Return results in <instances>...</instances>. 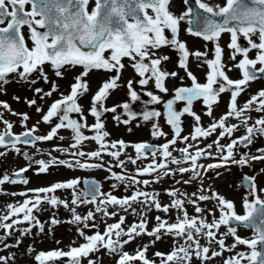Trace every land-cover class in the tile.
I'll return each instance as SVG.
<instances>
[{
	"label": "snow or ice",
	"instance_id": "1",
	"mask_svg": "<svg viewBox=\"0 0 264 264\" xmlns=\"http://www.w3.org/2000/svg\"><path fill=\"white\" fill-rule=\"evenodd\" d=\"M91 0H0V91L3 86L9 83L8 77L12 74L22 82L30 85L38 83L40 79L45 84L51 83V88L45 91L41 87L34 89V93L43 100L51 97L59 90V85L55 81H50L45 65H50L54 75L63 78L64 70L68 68L80 67L83 69L74 79L75 82L70 86L67 95L61 93L60 98L54 100L48 107L47 112L41 116V120L31 128L27 127L26 122L30 119L27 113H17L11 109L7 101H0V107L9 111L14 116H19L22 126L25 128L20 134L12 132L13 124L3 119L0 112V123H3L5 130L0 132V147L9 149L20 154L18 145L36 147L37 142L51 141L53 139L63 140L59 136L61 129L69 130L72 134V143L67 148L56 146L53 151H59L73 157L71 160L51 157L45 161L36 160L38 165L36 174L47 173L52 166H65L68 168H105L102 162L103 156L112 157L122 170L126 163L136 164L140 159H146L151 153L152 162L143 168L136 169L135 175L116 173L112 171V165L107 166L110 172L109 179H115L127 189L133 185L148 186L150 183H159L165 176H175L179 173H191L189 179L176 181V183L191 184L194 180H200L201 184L197 192L191 196L181 193L178 189H168L166 194L172 197L171 203L162 205L159 202V193L142 191L137 188L131 196L118 198L111 193H102L100 185L92 181L88 191L77 193L76 186L80 183L79 179H72L65 182H56L48 187L28 189L18 193L27 197L23 203L8 204L6 212L0 213V229L4 230L5 235L0 237L3 241L11 235L13 230L20 234L28 235L33 228L38 227L42 233L45 231L44 223L34 215L42 209L44 203L52 207L63 205L72 213L71 219L66 221L77 225V235L84 240V243L77 247L69 246L68 251L62 249L41 251L35 256L37 264H56L61 258H68V264H82V260L88 258V264H102V257L90 258L92 254L105 250L109 255L116 254L119 258L116 264H131L133 261H141L142 264H154L147 256L148 245H144L136 251L135 255L123 251L126 244L136 237L148 235L161 239V233L171 235L175 238L183 239L184 243L174 247L170 253L156 252L157 257H161V264H192L193 259L200 261V264H207L208 261L217 257H222L225 252H232L238 245H244L249 252H236L223 260V264H264V199L260 193H264V188H259L256 183V176H243V182L249 191L243 197L242 204L244 214H238L234 201L225 198L218 192L211 189V186L204 188L203 178L207 172L215 171L220 168H229L236 165L240 168L251 167L253 162H264V148H258L257 154L237 152L239 147L250 148L255 138L264 137V115L255 119L249 124L251 116L246 115L250 111L264 113V89L259 90L255 95L244 103L238 105V97L246 90L250 82L264 75V0H226L223 6L215 7L196 0L199 9L203 14L196 13L195 20L189 23L196 24V30L192 27L187 29L193 36L201 37L204 41H211L215 44L214 59H204L203 63L208 65L210 71L206 75V83H199L196 76L188 69L190 57L201 60L207 57V52L199 50L190 51L186 42L179 39L181 22L190 17L193 10L180 15L170 11L171 0H95V6L89 8ZM185 4L188 0H183ZM221 18V19H215ZM28 29V40L31 41L29 47L25 39L23 29ZM170 32L169 38L165 33ZM224 33L230 34L228 48L231 50L230 59L235 61L237 56L242 58L233 67L241 72L240 79H231L225 69L231 71L223 62V48L219 40ZM241 37L246 41L247 46H242L239 42ZM256 37L257 39H253ZM258 40V42H257ZM171 47L179 53L178 67L184 69L188 78L191 80L190 87H177L174 89L172 99L163 102L164 111L145 108L144 111L137 113L132 110V104L140 101L141 95L134 87L138 83L142 88L154 84L155 89L161 93H167L165 81L169 77L176 78L178 73L175 71L164 70L161 65L170 59L167 55H159V49ZM256 50L255 58H250L249 53ZM129 61V66L139 77L138 81L129 79L126 87L128 90L129 101L112 107L106 106V101L111 92L120 88L119 83L123 70L126 68L124 60ZM259 65V67H257ZM92 71H105L114 73L106 81H103L98 90L93 94L91 105L88 110L95 122L91 125L87 123L84 109L79 103V99L89 92L90 87L85 79ZM36 75L37 78L32 77ZM183 79V78H181ZM229 92L230 100L228 110L218 119L213 117V106L219 103L221 94ZM150 99L145 104H161V96L152 91L144 93ZM13 99L20 102L19 96ZM202 100L206 112L205 115L213 117L212 122L204 127L201 124V116L193 111V103ZM185 102L181 110L174 106L177 102ZM28 107L36 106L37 113H42L43 109L37 104L36 99H24ZM255 106V107H254ZM123 110L122 119L117 109ZM105 113H113V119L119 125L130 124L138 118L144 122L157 120L163 116L166 123L170 126L173 138L166 143L154 146L146 142L129 145L124 140L109 141L107 138L110 133L105 130V123L102 116ZM72 114H77L79 119L73 118ZM191 116L194 120L193 130L188 135H182L183 120L185 116ZM234 118L239 121L237 124H228L227 121ZM56 119L58 122L50 128L45 135H36L37 125L41 122L52 124ZM139 126V125H137ZM243 126L245 134L231 139L225 145L220 141L225 137H232V134ZM91 131L92 135H85L84 130ZM219 130V131H218ZM131 131V129H129ZM217 138L206 147L201 148L192 142L201 138L207 139L217 133ZM152 136L154 138L166 137L158 123L152 125ZM86 141H94L98 148L91 152L82 150ZM178 142L183 143V148L175 149L181 153L179 158L173 156L170 151ZM133 147L136 157H128V160H121L120 156L127 147ZM215 146L218 155H214L211 149ZM75 149V151H71ZM194 149V151H190ZM37 151H42L37 149ZM159 154L160 161L156 157ZM7 155V152H0V156ZM29 164L19 170L4 173L0 176V186L5 183L27 185L29 180L26 173L32 166L33 158L27 152L23 153ZM100 160V163H88L86 160ZM202 158L216 159V163L203 165L198 163ZM182 163L188 167H180ZM175 164V170L170 169L169 165ZM264 172V168L260 169ZM156 175L153 180H140L138 177ZM221 173L216 172L219 177ZM118 185L114 184L113 188ZM59 189H72L73 198L69 208V202L60 200L54 194ZM17 195V193H12ZM90 197V198H89ZM99 197H103L99 199ZM251 197V199H249ZM142 198V199H141ZM215 201V210H205L200 206V202ZM139 203L146 207L147 211L152 208L168 213L171 209L177 210L175 222L169 223L161 217H155L156 226L148 231V221L146 211L140 213L132 208V204ZM192 204L196 215H189L185 204ZM80 204H95V212L89 211L81 216L76 212V207ZM109 206H116L127 212L131 209L133 214L141 215L139 223L132 224L127 230L122 225L125 217L113 224L105 221V230L101 233L95 223V214L102 213L104 217H114L117 212H108ZM216 211L219 216H216ZM207 212V215L204 213ZM208 216L212 219L209 221ZM10 221V222H9ZM91 221V223H89ZM62 221L54 216L50 218V224L55 226ZM27 224L28 227L17 228L16 226ZM79 225H82L80 227ZM236 225H241L253 230L251 239L242 238L237 234ZM225 227L226 232L221 233V227ZM85 229H96L94 234L88 235ZM231 236L234 242L229 246L226 238ZM127 237V239H122ZM201 238L207 244H201ZM155 241H152L154 243ZM20 241H16L19 246ZM57 243H60L57 241ZM75 243V241H73ZM213 245H218L219 250H215ZM10 245L5 244L7 248ZM33 251L29 246V252ZM13 259V255L8 257L0 256V264H8V260Z\"/></svg>",
	"mask_w": 264,
	"mask_h": 264
},
{
	"label": "rangeland",
	"instance_id": "2",
	"mask_svg": "<svg viewBox=\"0 0 264 264\" xmlns=\"http://www.w3.org/2000/svg\"><path fill=\"white\" fill-rule=\"evenodd\" d=\"M203 2L208 3L212 6L220 5L223 6L226 0H203ZM171 7L170 11H172L176 15H180L183 12L187 11L188 5L183 2V0H171ZM189 18V17H188ZM186 18L184 21L181 22L180 25V32H179V39L181 41L186 42L187 47L190 51L199 50L200 52H207V57H202L201 60H197L195 57H190L188 62V69L193 74H199L202 79H205V75L210 71L208 65L203 63L204 59H214V50L215 44L211 41H204L201 37L190 35L187 31L189 26V19ZM27 29V28H26ZM169 38L171 37V33H165ZM26 40L28 41L29 47H31V41L28 40V29L25 32ZM253 39H257L253 37ZM242 46H247L246 41L241 37L240 41ZM258 42V40H257ZM230 43V34L224 33L222 34L219 44L223 48V62L227 65L228 68H231V71H228L227 68L225 69L226 73L228 74L229 78L231 76H236L240 74V70L238 68L233 67L235 63H238L239 60L242 58L240 55L237 56L236 60L233 61L230 59L231 50L228 48V44ZM159 55H167L170 57L168 61H165L161 67L164 70L169 72L175 71L178 73V77L173 78L169 77L166 81V87L168 88L167 93H161L157 89H155L154 84L152 82L149 83L146 87H141L143 90L152 91L155 94L161 96L162 103L161 104H145L150 98L145 94L141 93L140 101H137L132 104V110L140 113L145 110L147 107L148 109H156L161 112L164 111V104L169 99L173 98L174 89L179 87L182 84H191V80L188 78L184 69L178 67L179 62V53L173 50L171 47H162L159 49ZM251 58H255L256 50H253L249 53ZM126 68L123 70L120 84L122 85L120 88L111 92L110 97L106 101L107 107H112L117 104H121L123 102L129 101L128 90L126 87L127 81L132 79L134 81H138L139 77L136 75L134 70L129 66V61L127 59L124 60ZM259 66V65H257ZM45 71L48 73L49 80L55 81L59 85V90L51 97H45L43 100H40L38 96L35 95L34 89L37 87L43 88L45 91H48L51 88V83L45 84L42 79L38 81V83L30 85L28 83L20 81L15 74H12L8 77L9 83L3 86L4 90L0 91V101H7V103L11 106V109L17 113H27L30 119L26 122L27 127L31 128L33 125L37 124V121L41 120V116L44 112H47L48 107L50 104L60 98L61 93L64 95L69 94L70 86L72 83L75 82V77L83 71L82 68H68L64 70L63 78H58L54 75L53 70L51 69L50 65H45ZM205 74V75H202ZM232 74V75H231ZM111 75L114 73H108L105 71H92L89 73L88 77L85 79L89 83L90 90L86 93L83 97L79 99V103L82 105L84 109V115L87 117V123L89 125L95 122L94 118L89 115L88 110L91 105V99L93 94L98 90L101 86L103 81H106ZM36 79L37 76L34 75L32 77ZM183 78V79H181ZM240 78H242L240 76ZM138 84V83H137ZM139 85V84H138ZM264 89V75L261 78L250 82L249 86L246 90L238 97V105L243 106L246 101H248L251 96L255 95L259 90ZM228 95V96H227ZM227 95L224 93L223 98L220 96L219 103L213 106V117L218 119L221 116V112L228 109V104L230 100V93L227 92ZM14 96L20 97V102H17L13 99ZM36 99L37 104L40 105L43 109L42 113H37L36 106L28 107L26 103H24V99ZM185 106V102L180 101L175 104V108L177 110H181ZM255 107V106H254ZM193 111L201 116V124L204 127H207L211 122L213 117H209L205 115L206 108L202 102V100L193 103ZM0 112L3 113V119L10 121L13 124V132H23L25 128L21 124V120L19 116L12 115L9 111L0 107ZM120 114L122 119H126L123 115L122 109H117V113ZM73 118L79 119L77 114H72ZM113 113H105L102 116V120L105 123V130L110 133V136L107 138L109 141H117V140H124L125 142H129L128 144H135L140 143L142 141H146L149 143L155 144V146L161 145V142L164 141L166 143L168 140L173 138V133L170 126L166 123L165 118L161 116L158 121L151 120L148 122H144L142 119L138 118L133 120L130 124L125 125L120 123L119 125L113 119ZM246 115L251 116V120H249V124L253 123L255 119L259 118L260 116L264 115V113H259L256 111H250ZM183 132L182 135H188L192 132L194 120L191 116L185 115L183 118ZM58 120L54 119L52 124H44L43 122L37 125L38 127V135H45L50 128L54 126ZM238 120L234 118H230L227 123L228 124H237ZM153 123H158L162 130L167 133L166 137L154 138L152 136V125ZM139 125V126H137ZM131 129V131H129ZM5 130V126L3 123H0V132ZM219 131V130H218ZM85 135H92L91 131L87 129L84 130ZM245 134V129L243 126L240 127L239 130L235 131L232 134V137L237 138L239 136H243ZM59 136L64 137L63 140L60 139H53L51 141L45 142H37L36 147L25 146V145H18L20 148V154H17L14 151L9 149L0 147V152H7V155L0 156V176L4 173L11 174L15 172L16 169L23 168L29 164V160L25 159L23 153L27 152L29 156L33 158L31 168L24 173L29 180L27 185L22 183L18 184H9L5 183L4 185L0 186V213L6 212V206L8 204H16V203H23V201L27 198L25 196H21L18 193L27 191L28 189H37L41 187H48L56 182H65L72 179H79L80 183L76 186L75 191L77 193H84L82 189L84 187L83 178L86 176H94L102 180L101 190L102 193H111L112 195L117 196L118 198H122L125 196H129L127 194H132L134 191L139 188L140 190L143 189V185H133L125 189V186L120 182L116 181L115 179H109L110 172L106 170L107 166L112 165V171L116 173H122L128 175H135L136 169L143 168L147 164L152 162L151 153H148L146 159H140L134 165L130 162L126 163L125 169L122 170L119 167H115L116 161L108 156L104 155L102 162L105 164V168H68L62 165L59 166H52L48 169L47 173H41L39 175L36 174V169L38 165L35 163L36 160H45L48 161L50 159L49 153H51V157H57L59 159L71 160L73 159L72 156L68 154H64L59 151H53L56 146H60L62 148H67L71 140V132L66 129H61L58 133ZM218 132L213 134L211 137L204 139L201 138L198 141L192 142L194 144H198L199 147L204 148L207 144L212 143L213 140L217 137ZM229 137H225L220 142L224 144ZM97 144L93 143V141H86L82 146V150L85 152L94 151V146ZM185 145L183 143L178 142L170 151H173V148L179 149L183 148ZM258 148H264V137H257L255 138L253 144L250 148L239 147L237 152V158H239V154L241 152H249L251 154H257L256 150ZM37 149H41L42 151H37ZM71 151H75L72 149ZM190 151H194V149H190ZM214 155H218L215 146L211 149ZM123 153L120 156L121 160H128V157L131 156L132 158L136 157V152L133 147L129 146L123 150ZM173 156L179 158L181 153L178 151H173ZM159 154L156 157L157 162L160 161ZM87 161L88 163H96L97 160H87V158H82V161ZM100 161V160H98ZM101 162V161H100ZM204 162H211L216 163V159L212 158H202L198 163L204 164ZM188 164L182 163L179 165L180 167H187ZM170 169L175 170L177 165L170 164ZM264 168V162H253L251 167H243L240 168L236 165H230L229 168H220L215 171L207 172L206 176L203 178V186L204 188H208L211 186V189L218 192L220 195L224 196L225 198L234 201L236 206V211L238 214H244V208L242 204L243 197L248 194V187L243 184L242 175L246 174L248 176H256V183L259 188H264V172H260V169ZM216 172L221 173L219 177L216 176ZM156 175L160 174H152L151 176H145L149 178V180H153ZM191 173H185L181 176L177 173L175 176H165L163 179L159 181V183H150L149 187L153 188L156 193H159L158 199L162 205H168L171 203L173 199L169 195L166 194V190L168 189H178L181 193H187L191 196L192 193L197 192L201 181L194 180L191 184H184V183H176V181H182L189 179ZM140 180L142 176L139 177ZM118 185L116 188H113V185ZM143 191V190H142ZM12 193H17V195H13ZM60 200H66L69 202V208L73 207L71 205V200L73 198V190L72 189H59L54 194ZM261 198L264 199V193H260ZM100 197L99 199H102ZM142 199V198H141ZM251 199V197H249ZM215 201H204L200 202V206L207 209L215 210ZM185 207L189 213V215H196L194 211V206L192 204H185ZM96 205L95 204H80L76 207V212L81 216L86 215L89 211L95 212ZM132 208L136 209L137 213H140L142 210L146 211V218L148 221V231H151L153 227L156 226L157 221L155 217L159 216L162 219L167 220L169 223H173L177 217V210L171 209L168 213L163 211L156 210L152 208L151 211H147L146 207L142 204L135 203L132 204ZM108 212H117L118 214L114 217H104L102 213L95 214V223L98 225V230L103 233L105 230V221L107 224H113L120 220L121 216H124L125 222L122 227L127 230L132 224L139 223L141 220V215L133 214L131 209L125 212L123 209H120L116 206H109L107 209ZM207 215V212L204 213ZM42 223H44L45 231L40 232L39 228H33L31 233L28 235H21L19 231L12 232L11 235L7 236L6 239L0 241V256L8 257L13 255V259L8 260V264H37L35 260V256L41 252H48L51 250L62 249L64 251L69 250V246L77 247L80 244L84 243V240L77 235V225L67 223L66 221L71 219L72 213L69 209L63 207V205H58L57 207H52L48 203H44L42 209L38 212H34ZM55 217L56 219L62 221L58 225H51L50 218ZM216 216H219V212L216 211ZM209 221L212 219L211 216H208ZM10 222V221H9ZM91 223V221L89 222ZM27 224H21L16 226L17 228H25L28 227ZM82 227V225H79ZM237 227V234L246 239H251L253 237V230L250 228L243 227L241 225H236ZM225 227L220 228V232H226ZM96 229H85V232L88 235L94 234ZM5 235L4 230L0 229V237ZM122 239H127V237H123ZM19 240V246H16V241ZM59 241L60 243H57ZM75 241V243H73ZM152 241H155L152 243ZM226 244L231 245L234 240L231 236L226 238ZM183 239L175 238L171 235H164L163 232L161 233V239L155 240V237H150L148 235H141L136 237L130 243L126 244L123 248V251L128 252L131 255H135L136 251L140 248H143L144 245H148V250L146 253L147 258L150 261H153L154 264H161V257H157L155 255L156 252L161 253H170L174 247L183 244ZM8 244L9 247L5 248L4 245ZM201 244L206 245L207 241L201 238ZM29 246L33 249V251L29 252ZM215 250H219L218 245H213ZM248 249L244 245H238L235 250L232 252H225L222 257L214 258L211 261H208L207 264H223V260L229 256L235 255L236 252H249ZM97 257H102V264H116L117 259L119 258L118 255L112 254L109 255L105 250H101L99 253L92 254L90 258L96 259ZM56 264H68V258H61ZM82 264H88V258L82 260ZM131 264H142L141 261H133ZM192 264H200L199 260L193 259ZM247 264V261L244 262Z\"/></svg>",
	"mask_w": 264,
	"mask_h": 264
},
{
	"label": "flooded vegetation",
	"instance_id": "3",
	"mask_svg": "<svg viewBox=\"0 0 264 264\" xmlns=\"http://www.w3.org/2000/svg\"><path fill=\"white\" fill-rule=\"evenodd\" d=\"M187 5H188V8H190V5L187 3ZM95 6V0H91V2H90V5H89V8L91 9L92 7H94ZM169 7H171V5L169 6ZM189 19V18H188ZM27 27H25L24 29H23V32H24V35H25V32H26V29ZM188 28H189V26H188ZM26 37V36H25ZM27 39V38H26ZM31 43V42H30ZM250 57V56H249ZM251 58V57H250ZM257 67H259V66H257ZM193 73H195V72H193ZM195 76H196V78H197V80H198V82L199 83H201V84H203V83H206V78L205 79H202L201 77H200V75L199 74H194ZM202 75H205V74H202ZM228 75V74H227ZM232 75V74H231ZM258 75H260V78H261V74H258ZM240 76H241V72H240V74H238V75H236V76H231L230 78L232 79V78H240ZM205 77H206V75H205ZM191 86V84H182V85H180L179 87H190ZM142 89V88H141ZM146 91L144 90V91H142V93L144 94ZM224 94V93H223ZM223 94H221V97L223 98ZM225 94L227 95V92H225ZM228 96V95H227ZM197 101H200V100H197ZM197 101H195V102H197ZM228 109H226V110H224L223 112H221V115L222 114H224L226 111H227ZM237 123H239V121L237 122ZM244 135V134H243ZM240 137V136H239ZM231 139H235L234 137H230V138H228V140H226L225 142H224V144L225 145H227L229 142H230V140ZM163 142L164 141H162L161 143L163 144ZM93 143L95 144V142L93 141ZM161 144V145H162ZM98 148V145H96V146H94V150H96ZM241 153H244V152H241ZM98 161V160H97ZM153 174H162V173H153ZM142 179L144 180V179H148L149 180V178H146L145 176H142ZM143 191H147V192H154L155 190L153 189V188H150L149 187V185L148 186H144L143 185V189H142Z\"/></svg>",
	"mask_w": 264,
	"mask_h": 264
},
{
	"label": "water",
	"instance_id": "4",
	"mask_svg": "<svg viewBox=\"0 0 264 264\" xmlns=\"http://www.w3.org/2000/svg\"><path fill=\"white\" fill-rule=\"evenodd\" d=\"M188 4L190 5V8H192V10H193L192 14L189 17V20H195L197 12H200L201 14H203V10L198 8V6L196 4V0H188ZM215 19L219 20L221 18H215ZM189 27H192L193 30H196V24H194V23H192V24L189 23ZM134 87L137 89L138 92L140 91V89L138 87H136L135 85H134ZM18 134H20V133H18ZM148 144L155 146V144H151V143H148ZM243 176L244 175H242V178H243ZM92 181H95V182H97L100 185V191L102 192V190H101L102 180L99 179V178H96V177H86V178H84V188H83L84 192L88 191L89 185H90V183ZM243 183L246 185V182H243Z\"/></svg>",
	"mask_w": 264,
	"mask_h": 264
}]
</instances>
